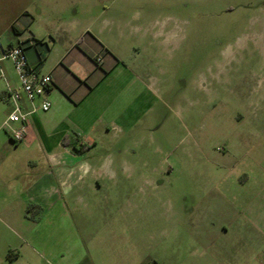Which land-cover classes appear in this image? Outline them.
<instances>
[{
    "label": "rangeland",
    "instance_id": "rangeland-1",
    "mask_svg": "<svg viewBox=\"0 0 264 264\" xmlns=\"http://www.w3.org/2000/svg\"><path fill=\"white\" fill-rule=\"evenodd\" d=\"M53 3L55 21L76 18ZM86 12L119 64L95 63L101 77L83 82L90 94L75 111L83 132L67 135L96 141L90 162L114 175L68 206L53 238L38 225L40 264H211L201 217L216 219L226 202L215 191L233 178L218 171L264 183V0H102ZM53 39L43 73L70 45L62 31Z\"/></svg>",
    "mask_w": 264,
    "mask_h": 264
},
{
    "label": "crops",
    "instance_id": "crops-1",
    "mask_svg": "<svg viewBox=\"0 0 264 264\" xmlns=\"http://www.w3.org/2000/svg\"><path fill=\"white\" fill-rule=\"evenodd\" d=\"M53 1L0 0V36L7 40L0 48L25 43L29 64L43 73L41 68L46 55L34 47L35 41L47 44L45 38L48 37L55 45L53 37L62 31L69 35L70 44L60 52L53 68L44 73L53 78L47 95L49 111H37L29 116L25 139L19 144H14L3 128L11 111L3 97L8 88H18L17 76L14 80L10 77L9 60L0 56V264H40L42 255L31 243L39 241L38 225L44 220L47 233L43 240L53 238L58 231L57 218L68 217V206L75 200L89 199L101 180L114 175L110 168L90 162L96 160L95 155L93 159L88 156L97 146L96 141L90 143L89 138L78 136L75 145L65 147L61 143L68 133L83 132L79 125L83 118L75 111L90 94V90L81 89L83 82L93 76L97 83L101 77L97 71L102 70V66L95 63L101 61L111 65V69L119 64L98 34L89 35L92 31L86 10L91 3L97 8L102 0H63L64 7L72 8L76 18L59 16L56 21L53 14L49 15L52 11L55 13ZM25 13L28 15L18 21ZM8 33L12 36L6 37ZM53 49L54 46L49 47V52ZM63 64L68 66L65 68L74 81L66 80L61 74L59 66ZM77 146L87 149L75 152ZM218 172L230 173L233 178L229 179L230 187L219 186L215 191L226 202L224 207H214L216 219L201 217L200 223L215 246V250L204 251V256L210 258L211 264H249L255 253L250 252L247 243L255 241L259 251L253 257L259 258L258 264H264V183L251 185L247 175L237 177L231 175L232 170ZM261 172L264 175V171ZM82 193H85L83 199ZM235 240L241 243L240 251L232 248Z\"/></svg>",
    "mask_w": 264,
    "mask_h": 264
},
{
    "label": "built area",
    "instance_id": "built-area-1",
    "mask_svg": "<svg viewBox=\"0 0 264 264\" xmlns=\"http://www.w3.org/2000/svg\"><path fill=\"white\" fill-rule=\"evenodd\" d=\"M0 50L2 59L10 61L18 81V88H8L3 97L11 109L3 128L10 134L12 142L19 144L25 139L29 116L37 111H49L47 95L53 85V78L29 64L20 44Z\"/></svg>",
    "mask_w": 264,
    "mask_h": 264
},
{
    "label": "trees",
    "instance_id": "trees-1",
    "mask_svg": "<svg viewBox=\"0 0 264 264\" xmlns=\"http://www.w3.org/2000/svg\"><path fill=\"white\" fill-rule=\"evenodd\" d=\"M27 15H28L27 13L23 14V15L19 18L18 21H22ZM13 30H14V27L12 26V27H11V31H13ZM20 45L24 48L25 43H21ZM34 47H36L38 51H41L42 53H44V55H46V54L49 52V47H48V45L45 44V43H42V42H40V41H35ZM24 51H25V49H24ZM41 57H42V56H41ZM61 143H62L63 146L68 147V146H70V145H75V139L72 138V137L69 136V135H66V136H64V138L62 139V142H61ZM86 149H87L86 146H81L80 148L76 149V152H79V153H80V152L85 151Z\"/></svg>",
    "mask_w": 264,
    "mask_h": 264
}]
</instances>
